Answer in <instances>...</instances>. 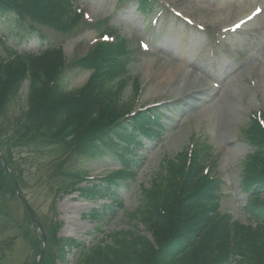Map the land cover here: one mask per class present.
I'll list each match as a JSON object with an SVG mask.
<instances>
[{
  "label": "trees",
  "instance_id": "obj_1",
  "mask_svg": "<svg viewBox=\"0 0 264 264\" xmlns=\"http://www.w3.org/2000/svg\"><path fill=\"white\" fill-rule=\"evenodd\" d=\"M133 1L142 14L151 7L149 0ZM81 19L71 0H0V24L9 22L16 36L24 23L68 34ZM125 44L119 36L112 43L99 42L84 58L70 64L62 48H50L40 55L9 52L8 59H0V119L26 84L28 88L23 122L9 129L6 141L0 143L5 163L0 159L1 201L17 198L23 178L8 141L13 146L24 141L34 158L52 150L51 178H59L57 195L76 191L86 201H105L92 211L91 218L96 221L120 212L121 196L130 187L129 173L133 174V163L127 157L137 153L144 142H154L163 135L162 119L168 110L136 112L123 107L128 105L121 102L127 79L121 77L130 53ZM76 70L92 71V75L82 88H68ZM138 88L133 81L135 99ZM244 134L251 151L240 164L239 189L247 199V224L220 214L222 183L208 173L203 175L204 161L199 155L188 160L184 151L165 161L163 171L140 188L136 207L127 214L131 224L143 225L151 240L133 224L88 249L75 239L55 238V225L53 229L44 228L47 249L41 264H69L71 255L79 256L75 264H264V129L250 119ZM35 137L46 144L43 151V147L34 146ZM80 158L115 159L120 169L87 182L86 167L74 170ZM84 182L86 185L80 187ZM26 218L34 224L27 212ZM13 227L21 229L0 209V236ZM21 238L29 246L24 264H36L41 237L22 230ZM14 243V239L0 241V264Z\"/></svg>",
  "mask_w": 264,
  "mask_h": 264
},
{
  "label": "rangeland",
  "instance_id": "obj_2",
  "mask_svg": "<svg viewBox=\"0 0 264 264\" xmlns=\"http://www.w3.org/2000/svg\"><path fill=\"white\" fill-rule=\"evenodd\" d=\"M73 1L82 9L84 17L68 34L42 27L30 32V24L24 23L15 37L9 32L8 22L4 26L0 24V33L8 36L6 44L0 43V58H7L6 50L40 55L50 47L60 46L64 49L66 63L70 64L84 58L101 33L113 32L112 35L125 40L130 52L121 78L138 79L141 87L140 96L134 101L132 81L127 80L121 100L128 103L123 105L125 110L153 105L173 107L166 111L163 137L141 150L143 161L139 163L140 168L135 169L137 176L129 182L131 187L122 195V209L115 215L108 214L102 222L92 219L91 214L103 205V201L97 204L83 200L78 194L57 195L59 178L55 175L51 178L54 170L50 158L52 150L45 153V157L34 158L32 151L28 154L24 141L14 146L8 141L23 170L18 190L33 213L44 222V228L53 229L56 225L55 238L76 239L87 246L100 242L109 234L128 230L133 224L141 234L151 238L140 222L131 224L127 214L136 207L140 188L146 187L156 173L163 171L166 159L173 160L184 151L188 153L191 145L195 153H208L215 176L223 182L224 195L219 202V212L247 224L243 210L246 198L240 194L238 186L240 164L251 148L240 130L252 115L264 112V0H159L162 6L148 18L136 11L131 0ZM255 7L262 9L260 16L235 34H228L225 40L219 37L249 16ZM172 9L188 18L193 26L167 22L165 16ZM161 11L154 27L152 19L158 18ZM165 25L171 27L167 26L168 31L162 34ZM206 33L213 36L209 35L208 40ZM219 39H222L220 44ZM139 41L149 44L150 50H140ZM91 75L92 71L88 70L74 71L68 88H82ZM213 84L219 89L212 87ZM27 93L26 84L6 107L0 119V143L6 141L9 129L23 122L28 108ZM37 139L33 141L34 146L43 147V151L46 144L42 145ZM114 162L110 158L103 161L80 158L74 170L86 167L87 177L99 178L118 170ZM205 163L209 164V160ZM16 197L8 202L0 200V209L11 215L21 228L13 227L0 236V241L15 240L13 247L5 251L6 257L1 264H24L29 246L21 238L22 230L31 236L36 234L34 224L26 218L25 204ZM78 257L68 258L69 264H75Z\"/></svg>",
  "mask_w": 264,
  "mask_h": 264
},
{
  "label": "water",
  "instance_id": "obj_3",
  "mask_svg": "<svg viewBox=\"0 0 264 264\" xmlns=\"http://www.w3.org/2000/svg\"><path fill=\"white\" fill-rule=\"evenodd\" d=\"M25 206H26V208L28 209L29 213L31 214L32 219H33V220L36 222V224L38 225L39 230H41V226H40V224H39L37 218L35 217L34 213L32 212V210L29 208V206H28L26 203H25ZM41 232H42V231H41ZM44 243H45V241H44ZM43 253H44V248L41 250V253H40L39 259L42 258Z\"/></svg>",
  "mask_w": 264,
  "mask_h": 264
}]
</instances>
